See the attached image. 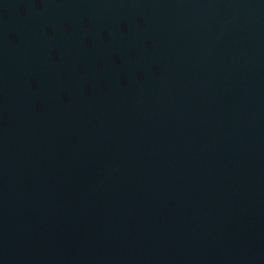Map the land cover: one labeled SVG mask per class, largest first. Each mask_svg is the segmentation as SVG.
I'll list each match as a JSON object with an SVG mask.
<instances>
[{"label":"water","instance_id":"95a60500","mask_svg":"<svg viewBox=\"0 0 264 264\" xmlns=\"http://www.w3.org/2000/svg\"><path fill=\"white\" fill-rule=\"evenodd\" d=\"M0 264H264V0H0Z\"/></svg>","mask_w":264,"mask_h":264}]
</instances>
